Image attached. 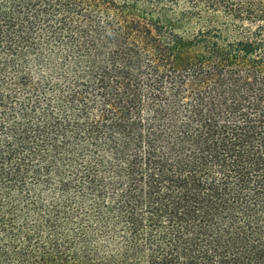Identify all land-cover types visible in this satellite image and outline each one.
Instances as JSON below:
<instances>
[{
    "label": "trees",
    "instance_id": "16d2710c",
    "mask_svg": "<svg viewBox=\"0 0 264 264\" xmlns=\"http://www.w3.org/2000/svg\"><path fill=\"white\" fill-rule=\"evenodd\" d=\"M0 264H264V0H0Z\"/></svg>",
    "mask_w": 264,
    "mask_h": 264
}]
</instances>
